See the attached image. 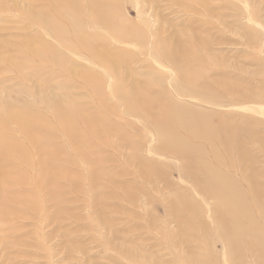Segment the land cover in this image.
Masks as SVG:
<instances>
[{
    "label": "rangeland",
    "instance_id": "obj_1",
    "mask_svg": "<svg viewBox=\"0 0 264 264\" xmlns=\"http://www.w3.org/2000/svg\"><path fill=\"white\" fill-rule=\"evenodd\" d=\"M0 132L27 156L3 155L0 264H264V0H0Z\"/></svg>",
    "mask_w": 264,
    "mask_h": 264
},
{
    "label": "bare ground",
    "instance_id": "obj_2",
    "mask_svg": "<svg viewBox=\"0 0 264 264\" xmlns=\"http://www.w3.org/2000/svg\"><path fill=\"white\" fill-rule=\"evenodd\" d=\"M94 11H95V9H94ZM96 14H97V12H96ZM75 29H77V27ZM73 30H74V28H73ZM43 61H45V60L44 59H41L40 62H43ZM87 85H88L89 88H91V85L90 84H87ZM113 94L116 95V97H118L119 99H121L125 103V105L127 106L126 108L130 112L139 113V114H141L143 116H145L148 112H150V110L153 108L152 105L155 102L156 105H157V109L160 111V113H163V116H165V119H166V109L165 108H162L161 105H160V102H158V100L156 98H154L156 96H154V97L153 96H149L148 95L149 93H147L145 91H142V90H139V91H135L134 90L133 92H131V93L128 94V91L125 90V87H124V84L123 83H119V84L116 85V87L113 88ZM57 103H59V102H57ZM57 103L56 104H53V112H54V115H55V118H56L57 122H58V120L60 122L61 129L64 130L66 133H68L69 138H70V141H71L72 149L75 152H77V154L81 158H84V159H88L89 160V158L87 157L88 154L85 153L88 150V146L87 145H84V144H86V142L84 141V139L82 137L80 138L81 144L83 146H85V148H87L86 151H83L82 148H80V146H78L74 142V140H73V138H72V136L70 134V127L73 124H75V123H74L73 119L71 118V116L65 115V112L62 111V109L59 107L60 104L58 105ZM76 117H77L78 121H81L82 122V125H84V126L87 127V130L88 131H91L92 132L91 127H90V124H89L90 122H89V119L87 118V116H85L84 114H82V112L77 111ZM11 119L15 123H17V121H18L17 124H18L19 130H20L21 134L25 138H27L28 140L32 141L33 144H36L37 145L39 143V141H40V128H39V126H38L37 123H35L31 119L26 118L23 115H21V118L20 119H13V118H11ZM188 120H190V119L188 118ZM190 121H192V120H190ZM165 122L167 123V121H163L161 123H165ZM178 122H180V119H178ZM149 123L151 124V122H149ZM180 125H181V122H180ZM180 127H181L182 131L185 132L186 138H188V139H191L192 138L193 140H200V141L203 140V141H206V143H208V145L212 142L211 141L212 138L208 136V135H212L211 133H206L205 134L203 132H196L193 128H190L188 125L187 126L182 125ZM217 131H219V130H217ZM1 133L2 132H0V167L3 164V162L6 161V157H3V155H6V153L8 151L16 152L17 155L20 156V158L22 159V161L26 162L27 161V156H26L25 152L22 149H20L19 144L16 143V142H14V141L6 140L4 138V136L1 135ZM94 136H96L97 138H100L99 133H95L94 132ZM157 136H158L159 140L162 142V144L164 146H165L166 143H179V144H182V141L181 140L178 141L177 138H173V134L171 132L164 133V132L161 131V133H160L157 130ZM175 140L178 141V142H175ZM223 150H224L225 153L228 152V148L224 144H223ZM42 151H43V149L40 147L39 153H42ZM185 153H187V152H185ZM41 164H42V168L43 167L44 168L46 167V165L44 164V162H41ZM1 170H3V168H1ZM1 170H0V182H2V181L4 182L6 175L4 174V171H1ZM41 179H42V183H43L48 178H46L45 176L42 175L41 176ZM253 186H254V183H253ZM0 188H1V185H0ZM217 199L219 200L220 197L217 196ZM252 200H253V203L255 204V206H257L260 215H262L264 217L262 211H260V209H259L260 208L259 207L260 204L258 203L257 199L255 197H253ZM226 205L229 206L228 207L229 208L228 209V212L231 214V216H230V214L228 215L227 220L230 221V224H231L230 227H235L238 224V222H240V220L243 219V217L245 215L244 209L241 208V207H238L237 204L233 206L231 204V202H227ZM216 217H217V220H218L219 219V216L217 215ZM230 227L228 229L226 228L227 230L224 229V230L227 231L226 232L227 234L225 232H224L225 234H223V237H224L223 239H225V241L228 242V243H231L232 241H234V238L239 237L238 236L239 234H236V235L235 234H228V233H230L229 232ZM231 248H232V246H231ZM232 249H234L233 251H235L234 246H233ZM260 249H262V248H260Z\"/></svg>",
    "mask_w": 264,
    "mask_h": 264
}]
</instances>
